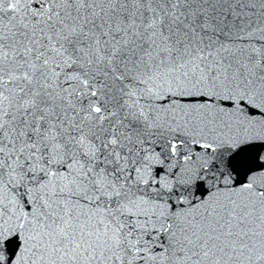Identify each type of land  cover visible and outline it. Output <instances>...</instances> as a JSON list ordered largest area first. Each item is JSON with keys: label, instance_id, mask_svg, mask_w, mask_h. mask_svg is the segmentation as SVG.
I'll list each match as a JSON object with an SVG mask.
<instances>
[{"label": "snow or ice", "instance_id": "6c2138e0", "mask_svg": "<svg viewBox=\"0 0 264 264\" xmlns=\"http://www.w3.org/2000/svg\"><path fill=\"white\" fill-rule=\"evenodd\" d=\"M0 264H264V0H0Z\"/></svg>", "mask_w": 264, "mask_h": 264}]
</instances>
